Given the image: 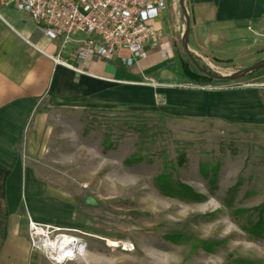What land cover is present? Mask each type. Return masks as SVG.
<instances>
[{
    "label": "rangeland",
    "instance_id": "1",
    "mask_svg": "<svg viewBox=\"0 0 264 264\" xmlns=\"http://www.w3.org/2000/svg\"><path fill=\"white\" fill-rule=\"evenodd\" d=\"M165 2L153 26L156 39L169 43L175 67L188 68L176 2ZM181 6L185 14L183 0ZM217 68L207 72L224 76ZM263 73L195 88L264 84V77L255 79ZM161 84L186 86L180 75ZM159 104L155 99L146 110L48 101L35 106L29 150L22 155L33 179L47 187L49 214L44 224L29 223L41 233L33 243L44 235L48 242L58 236L76 241L80 252L60 264H264V240L244 233L260 220L264 236V208L252 211L264 201V113L253 126H230L174 118ZM127 123L135 133L125 130ZM132 154L138 161L123 164ZM161 172L194 197L160 196L152 180ZM196 242L215 246L204 253Z\"/></svg>",
    "mask_w": 264,
    "mask_h": 264
},
{
    "label": "crops",
    "instance_id": "2",
    "mask_svg": "<svg viewBox=\"0 0 264 264\" xmlns=\"http://www.w3.org/2000/svg\"><path fill=\"white\" fill-rule=\"evenodd\" d=\"M183 2L187 28L184 49L197 65L206 70L218 67L228 74L264 60V0ZM53 46L34 32L24 14L0 6V264H47L28 247L24 228V218L39 225L48 221L49 214L47 187L33 179L22 155L29 150L34 125L30 119L39 102L146 110L155 98L171 117L230 126H253L264 113L259 91L195 88L206 80L194 73L189 62L188 68L181 66L190 76L186 80L179 66L173 65V57L158 63L152 51H146L145 59L130 69L92 60L87 70L91 77L72 80L67 71L48 61ZM138 73L167 88L119 84L137 80ZM177 75L186 84L183 90L161 84ZM262 77L264 73L255 79Z\"/></svg>",
    "mask_w": 264,
    "mask_h": 264
},
{
    "label": "built area",
    "instance_id": "3",
    "mask_svg": "<svg viewBox=\"0 0 264 264\" xmlns=\"http://www.w3.org/2000/svg\"><path fill=\"white\" fill-rule=\"evenodd\" d=\"M0 6L24 14L34 32L54 44L52 54L47 59L52 66L67 71L72 80L81 76L91 77L87 70L92 60L130 69L135 62L145 59L146 51H152L158 63H165L171 58L167 42L157 41L153 30L164 10L163 0H0ZM75 36H78L76 40L70 39ZM67 46L70 49L61 53ZM119 84L167 88L139 76V73L137 80ZM247 88L259 91L264 99V84H230L203 90ZM26 229L28 247L43 250V242H48L46 235L33 243V228L28 222ZM45 260L49 264H56L50 257Z\"/></svg>",
    "mask_w": 264,
    "mask_h": 264
},
{
    "label": "trees",
    "instance_id": "4",
    "mask_svg": "<svg viewBox=\"0 0 264 264\" xmlns=\"http://www.w3.org/2000/svg\"><path fill=\"white\" fill-rule=\"evenodd\" d=\"M187 57H188V59H190L192 61L193 65H194V70L196 71V73H198L202 76V79L208 81V80H211L212 77H214L213 75L209 74L207 72V70H205L202 67H200L199 65H197L191 56L187 55ZM179 71H180V75L182 76V78L189 80L190 76L181 67V65L179 66ZM260 71H264V68L257 69L254 72H251V73L245 75V77L254 76L255 74H257ZM125 130L132 132V133H135L134 132L135 128L133 129V127L128 123L125 126ZM138 159L139 158L137 157L136 154H132L128 158V160H126L123 164H132V163L138 161ZM181 163H182V159H181V155L179 154L176 156V158L174 160V167L178 168L181 165ZM197 172L200 175V177L203 179L204 175H203V172L201 171V169L199 167L197 168ZM152 182H153L155 191L160 196H165V197H168L171 199H177V200L186 199V197H191V198L194 197L185 188L179 186L178 184H176L174 182H170L164 172H161L156 177H154ZM263 208H264V201H263V203H261L260 206H258L255 210H252V211L253 212L257 211V213H260ZM235 214L241 215V214H244V212L243 211H237V212H235ZM244 233L250 239L264 240V236H261L262 223L260 222V220H256V222L254 224H252L251 226L246 228L244 230ZM196 246L198 247V249L201 252L208 253L210 251L211 247L215 246V244H212L209 242H196ZM230 264H246V263L239 261V260H232V261H230Z\"/></svg>",
    "mask_w": 264,
    "mask_h": 264
},
{
    "label": "bare ground",
    "instance_id": "5",
    "mask_svg": "<svg viewBox=\"0 0 264 264\" xmlns=\"http://www.w3.org/2000/svg\"><path fill=\"white\" fill-rule=\"evenodd\" d=\"M34 235L38 236L40 235V231L35 230L33 228ZM44 245V251H46L49 255L50 258L56 263H63V262H68L72 259V255L78 254L80 252V247L76 245L75 241L71 238H67L64 236H59L55 238L51 242H43ZM112 242L104 241V246L105 247H113Z\"/></svg>",
    "mask_w": 264,
    "mask_h": 264
},
{
    "label": "water",
    "instance_id": "6",
    "mask_svg": "<svg viewBox=\"0 0 264 264\" xmlns=\"http://www.w3.org/2000/svg\"><path fill=\"white\" fill-rule=\"evenodd\" d=\"M175 2H176V6L178 8L179 15H180L181 22H182V29H181V33L179 35V46H180L181 51L184 54L185 58L187 59V61L194 67L192 61L190 59H188L187 54H186L185 49H184V39H185V35L187 32L186 17H185L184 11H183L182 6H181V0H175ZM235 26L236 27H243L244 24H235ZM260 68H264V60L256 61L253 64H251L250 66H248L247 68L225 74L224 76H214V77H212V79L218 80V81L224 80V81L230 82V81H233L237 78L243 77V76H245L251 72H254L255 70L260 69Z\"/></svg>",
    "mask_w": 264,
    "mask_h": 264
}]
</instances>
